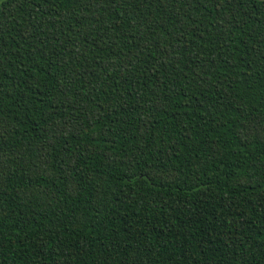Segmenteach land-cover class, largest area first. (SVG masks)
Masks as SVG:
<instances>
[{"label":"trees","instance_id":"trees-1","mask_svg":"<svg viewBox=\"0 0 264 264\" xmlns=\"http://www.w3.org/2000/svg\"><path fill=\"white\" fill-rule=\"evenodd\" d=\"M0 264H264V0H0Z\"/></svg>","mask_w":264,"mask_h":264}]
</instances>
